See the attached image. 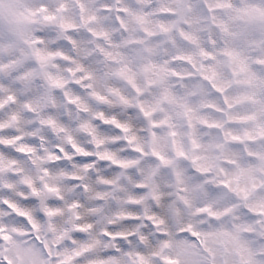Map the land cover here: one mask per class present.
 Instances as JSON below:
<instances>
[{
	"label": "snow or ice",
	"instance_id": "snow-or-ice-1",
	"mask_svg": "<svg viewBox=\"0 0 264 264\" xmlns=\"http://www.w3.org/2000/svg\"><path fill=\"white\" fill-rule=\"evenodd\" d=\"M0 264H264V0H0Z\"/></svg>",
	"mask_w": 264,
	"mask_h": 264
}]
</instances>
